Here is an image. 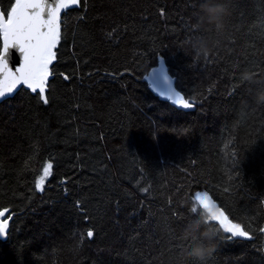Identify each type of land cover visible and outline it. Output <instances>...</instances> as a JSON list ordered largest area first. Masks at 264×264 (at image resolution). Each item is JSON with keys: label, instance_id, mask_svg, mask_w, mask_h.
I'll return each instance as SVG.
<instances>
[{"label": "trees", "instance_id": "1", "mask_svg": "<svg viewBox=\"0 0 264 264\" xmlns=\"http://www.w3.org/2000/svg\"><path fill=\"white\" fill-rule=\"evenodd\" d=\"M199 2L64 10L48 102L21 88L0 103V210L12 215L0 264H194L181 233L205 192L250 238L228 240L215 223L202 264H264V104L238 81L247 68L264 86V0H223L207 58L187 43ZM160 59L192 109L150 91L143 77Z\"/></svg>", "mask_w": 264, "mask_h": 264}, {"label": "snow or ice", "instance_id": "2", "mask_svg": "<svg viewBox=\"0 0 264 264\" xmlns=\"http://www.w3.org/2000/svg\"><path fill=\"white\" fill-rule=\"evenodd\" d=\"M78 0H66V6L76 5ZM65 3V0H61ZM60 5L55 6L45 4L42 7V0H15L8 11H0V34L3 36V47L0 48V73L8 66L10 49L19 48L23 59L21 66L15 71L20 73L19 77L13 79L12 86L7 91L0 89V97L11 93L16 85L24 84L32 88V91L40 89V99L47 103L44 95V80L48 75L47 65L54 57L52 48L53 41L56 40V12ZM51 8V11L48 9ZM47 13V19L42 16ZM47 29V31H43ZM179 96V93L176 94ZM171 99V97H170ZM182 107L191 109L192 103L183 100ZM52 165L47 164L43 170V176L36 181V188L41 189L42 181L50 175ZM147 191V189H142ZM193 199L192 211L197 208L206 209L209 213V219L219 224L223 228L228 240L234 237L250 238L249 232L244 230L240 224L232 223L224 211L214 208L211 197L205 193H196ZM8 211L5 209L4 212ZM0 212V217L4 215ZM11 218V217H10ZM8 220L0 219V237L6 235ZM264 232V229H261ZM88 237L93 236V232H87Z\"/></svg>", "mask_w": 264, "mask_h": 264}, {"label": "clouds", "instance_id": "3", "mask_svg": "<svg viewBox=\"0 0 264 264\" xmlns=\"http://www.w3.org/2000/svg\"><path fill=\"white\" fill-rule=\"evenodd\" d=\"M229 9L223 0H200L196 15V28L199 34L193 35L188 40V45L196 58H207L212 45L217 42L216 37L223 34L225 20ZM241 85H247L256 104H264V86H251L257 84L256 74L249 69H242L238 74ZM192 218L184 226L181 236L187 243L181 248V256L185 260L200 262L216 250L215 241L219 236V229L214 221L209 219L206 209L197 208L192 211Z\"/></svg>", "mask_w": 264, "mask_h": 264}, {"label": "water", "instance_id": "4", "mask_svg": "<svg viewBox=\"0 0 264 264\" xmlns=\"http://www.w3.org/2000/svg\"><path fill=\"white\" fill-rule=\"evenodd\" d=\"M14 3H15V1H14ZM45 4L52 5V6H55L57 4L60 5L58 11L56 12L57 21H56L55 27H56L57 36H56V40L53 41V44L55 47L57 40H58V37H59L62 14L66 8H68L70 6H75V5L66 6V0H65V3H61V0H42V7ZM77 4H78V2H77ZM48 11H51V8H49ZM42 18L47 19V13H45L42 16ZM43 31L46 32L47 29H44ZM2 47H3V36L1 34V48ZM54 47L52 48L53 52H54ZM22 59H23V56L19 52L18 47L10 49V55L8 58L7 69H5L2 73H0V89L7 91V88L12 86L13 79L19 77L20 73L16 72L15 70L21 66ZM51 63H52V59H51V62L47 65L48 75L45 78L44 84H43L44 95H45L46 83L48 82L49 78L51 77L50 72H49V67H50ZM143 80H145L147 82L150 91L153 94H155L156 96H158L159 99L169 101L177 109L189 110V109H185L182 107V103H183L184 98H183L182 94L176 89L175 79H174V77H172L169 74L167 67H166V64H165L163 59H160L158 61V64L156 66H154L153 68H151L147 72V74L143 77ZM21 88L29 89L31 92H34V91H32V88L28 87L27 85L19 84V85H16V87L13 89V91L11 93H7L5 96L0 97V103L9 97H12ZM39 91H40V89L37 88V90L35 92H39ZM177 93H179V96L176 95ZM170 97H171V99H170ZM211 200L213 201L214 208H218V209L223 211V209L219 206V204L212 197H211ZM0 212H4V210H0ZM10 217H12V215L7 216V211L4 212V215L2 217H0V219L8 220V227L6 229V235L4 237H0V239H5L7 237V233L9 230V224H10V220H11ZM217 225H219V224H217ZM219 227H220V225H219ZM220 228L223 231V228L222 227H220ZM234 238L247 239V238H241V237H234ZM263 248H264V246H263Z\"/></svg>", "mask_w": 264, "mask_h": 264}]
</instances>
